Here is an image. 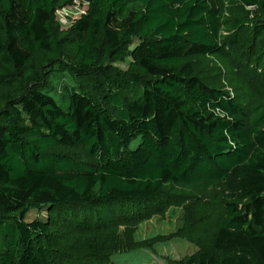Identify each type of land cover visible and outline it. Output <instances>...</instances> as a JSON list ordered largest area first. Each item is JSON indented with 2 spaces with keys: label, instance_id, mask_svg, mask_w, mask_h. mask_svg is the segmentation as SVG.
Masks as SVG:
<instances>
[{
  "label": "trees",
  "instance_id": "obj_1",
  "mask_svg": "<svg viewBox=\"0 0 264 264\" xmlns=\"http://www.w3.org/2000/svg\"><path fill=\"white\" fill-rule=\"evenodd\" d=\"M75 1L0 0V264H106L168 186L225 194L171 264H264V108L195 69L244 31L264 55V0H237L228 39L223 0H82L62 30Z\"/></svg>",
  "mask_w": 264,
  "mask_h": 264
},
{
  "label": "rangeland",
  "instance_id": "obj_2",
  "mask_svg": "<svg viewBox=\"0 0 264 264\" xmlns=\"http://www.w3.org/2000/svg\"><path fill=\"white\" fill-rule=\"evenodd\" d=\"M86 10L87 7L80 3L67 18L66 25L57 20L61 29L68 30ZM130 10H142V7L134 5ZM241 12L242 6L237 0H223L224 39L231 37L233 17ZM241 41L238 47L226 46L221 58L197 60L195 69L210 86L244 97L246 109L252 115L260 107L264 108V55L255 46L249 31L241 34ZM130 63L131 60L126 59L116 63V67L127 71ZM61 83L53 81L52 95L57 100L61 97ZM201 192L166 187L160 201L151 206L154 211L148 220L121 228L122 238L110 250L113 255L106 264H171L173 260H182L197 253L207 243V230L215 226L225 195L219 186L204 188Z\"/></svg>",
  "mask_w": 264,
  "mask_h": 264
},
{
  "label": "built area",
  "instance_id": "obj_3",
  "mask_svg": "<svg viewBox=\"0 0 264 264\" xmlns=\"http://www.w3.org/2000/svg\"><path fill=\"white\" fill-rule=\"evenodd\" d=\"M80 3H82L83 5H85V7H88V3L82 1V0H78V1H75L74 4L72 6H69V7H65L59 11H57L56 13V17H57V20H59V22L62 24V25H66L68 23L67 21V18H69L71 15H72V11L74 9H78ZM257 8L255 6H250L248 7V10L250 11H255ZM87 11V10H86ZM86 12H83V15L85 14ZM82 15V16H83ZM81 16V17H82ZM253 17V15H252ZM63 19V20H62ZM80 19V18H79ZM73 25H71L72 27ZM70 27V28H71ZM69 28V29H70Z\"/></svg>",
  "mask_w": 264,
  "mask_h": 264
}]
</instances>
